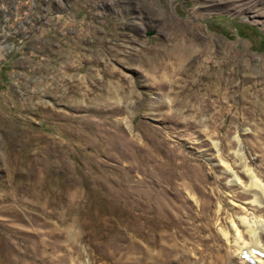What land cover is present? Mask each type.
<instances>
[{
  "label": "rangeland",
  "instance_id": "rangeland-1",
  "mask_svg": "<svg viewBox=\"0 0 264 264\" xmlns=\"http://www.w3.org/2000/svg\"><path fill=\"white\" fill-rule=\"evenodd\" d=\"M263 23L264 0H0V264H254L220 229L264 209L212 143L240 177L233 137L262 155Z\"/></svg>",
  "mask_w": 264,
  "mask_h": 264
},
{
  "label": "bare ground",
  "instance_id": "bare-ground-1",
  "mask_svg": "<svg viewBox=\"0 0 264 264\" xmlns=\"http://www.w3.org/2000/svg\"><path fill=\"white\" fill-rule=\"evenodd\" d=\"M256 12L259 14V11ZM200 45L202 46L203 44H197L198 48H196L190 40L188 43L176 47L172 50V54L174 55H172L173 57L171 58L174 64L170 62L167 64L166 68H176L177 65L184 61L198 62L200 57L207 52L205 51V47L201 48L199 47ZM170 57L171 56H168V58ZM230 57L235 60L240 59V55L237 54L233 57L230 55ZM249 61H255V57ZM255 67L257 68V66H252V71H255ZM258 68L261 72V76L257 81L256 79L254 80V78H250L253 79L252 81L255 83L251 85L250 101L247 103L249 104L251 118H255L253 120H256L253 128L255 126L257 130L259 129L260 122L261 124L264 122V58L258 61ZM251 138L252 140L250 144H248L251 151L256 153L260 152L262 155L250 161L246 159L239 138L235 136L232 139L233 145H236V150H231V154L234 155L237 168L241 170L240 172L243 176L240 177L235 171L233 164L222 157L219 143L216 140L213 141L212 148L217 155L212 162L213 166L220 167L225 175L230 176L229 178L231 179L228 181L230 185L237 186L245 195H251V205L264 209V182L261 176L253 169L254 162H257L259 158H263L264 160V129L256 131V134L251 135ZM142 167L143 166H141V168ZM243 177L246 179L245 182H243ZM248 208L250 209L247 210L251 211V207ZM219 212L220 210L217 211L218 215ZM202 213H205V209H203ZM220 233L223 238L230 243L235 256L247 258L254 264H264V261L260 259V257L264 258V246L261 245L259 240V233L264 234V217L262 215H255L252 213L250 215L242 214L232 216L228 221L227 227L220 229ZM245 235L249 239L248 242H246L244 238Z\"/></svg>",
  "mask_w": 264,
  "mask_h": 264
}]
</instances>
